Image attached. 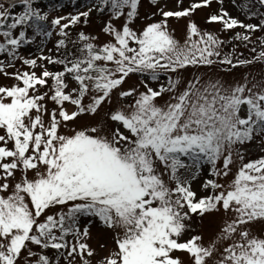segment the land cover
Instances as JSON below:
<instances>
[{"label":"snow or ice","instance_id":"1","mask_svg":"<svg viewBox=\"0 0 264 264\" xmlns=\"http://www.w3.org/2000/svg\"><path fill=\"white\" fill-rule=\"evenodd\" d=\"M68 2H0V264H264V0Z\"/></svg>","mask_w":264,"mask_h":264},{"label":"rangeland","instance_id":"2","mask_svg":"<svg viewBox=\"0 0 264 264\" xmlns=\"http://www.w3.org/2000/svg\"><path fill=\"white\" fill-rule=\"evenodd\" d=\"M0 2H5V0H0ZM46 2H47V0H41V7L44 8L45 10H46V6H47ZM6 6H7V3H6ZM184 6L186 7L187 3H185ZM169 7L170 8H174L175 6H174V4H170ZM215 7H216V5L214 4L213 8H215ZM226 7H227V5H226ZM21 10H22V7L19 6V5L16 8L12 9V11L14 13H17V12H19ZM59 11L62 14L74 13L75 12V8L73 7L72 4H70L68 2V3H65L64 7L61 8ZM151 11H154V9L150 8L145 3V7L141 10V16L143 17L145 12L150 13ZM229 11H231L233 15H237V13L235 11H233L231 8H229ZM204 15H205V13L200 11L197 14L194 15L193 19H195L198 23L202 22V19H203ZM241 18H243V17H241ZM157 19H159V17H157ZM138 23H143V19L141 21H139ZM173 26L177 27V29H178L177 30V36L179 38H181V40H182L183 39V31H182L183 21H181L179 26H177L175 24V22H173ZM84 30L88 31V32H97V31H99V21L95 19V14L93 15L92 24L88 28H86ZM229 35H231V34H229ZM49 46H51V45H49ZM230 50H231V45H229L227 48H225L226 52L230 51ZM237 51L238 52H244L245 56L249 55L248 50L244 49L242 46L238 47ZM206 71H207V69H204V68H201L199 70L190 68L187 71H185L184 75L186 77H189V76L195 75V74H203ZM247 72H251L253 75H257V77L259 78V76L261 74H264V66H261L260 64H257L255 66L250 67V68H239V69H236V70L233 71V73L231 75L227 76L226 79H229V80H232V79L241 80L242 76L245 73H247ZM205 79H207V77H205ZM260 154L261 153H259L255 149V147H253V149L249 153V157L252 158V159H255ZM233 171H235V167H234ZM228 179H231V177H229ZM214 230H215V224L214 223L206 224V230H205V240L206 241L208 240L209 234L212 231H214ZM95 235H96V232H95V230H93V236H95ZM102 239H103L102 242H105V238L102 237ZM107 242L110 244L111 243L110 239H108ZM93 247H95V245Z\"/></svg>","mask_w":264,"mask_h":264},{"label":"bare ground","instance_id":"3","mask_svg":"<svg viewBox=\"0 0 264 264\" xmlns=\"http://www.w3.org/2000/svg\"><path fill=\"white\" fill-rule=\"evenodd\" d=\"M99 240V242H102V237H98L97 234L95 236H93V239L90 241V243L94 246L97 245V241Z\"/></svg>","mask_w":264,"mask_h":264},{"label":"trees","instance_id":"4","mask_svg":"<svg viewBox=\"0 0 264 264\" xmlns=\"http://www.w3.org/2000/svg\"><path fill=\"white\" fill-rule=\"evenodd\" d=\"M61 2L63 3V4H65V3H68V0H61ZM49 4V0H47V2H46V5H48Z\"/></svg>","mask_w":264,"mask_h":264}]
</instances>
